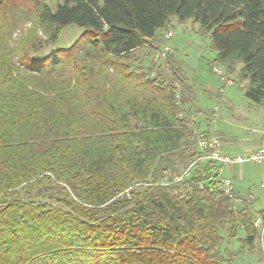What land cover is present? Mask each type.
Returning <instances> with one entry per match:
<instances>
[{
    "label": "trees",
    "instance_id": "16d2710c",
    "mask_svg": "<svg viewBox=\"0 0 264 264\" xmlns=\"http://www.w3.org/2000/svg\"><path fill=\"white\" fill-rule=\"evenodd\" d=\"M187 20L263 103L264 0H0V264H227L223 229L254 245L255 214L197 161L184 70L137 54Z\"/></svg>",
    "mask_w": 264,
    "mask_h": 264
},
{
    "label": "rangeland",
    "instance_id": "374dc122",
    "mask_svg": "<svg viewBox=\"0 0 264 264\" xmlns=\"http://www.w3.org/2000/svg\"><path fill=\"white\" fill-rule=\"evenodd\" d=\"M55 7L57 0H48ZM24 26H30L26 22ZM170 30V27L168 28ZM198 25L191 20L185 22L173 21L171 30L174 35L170 40L174 53L173 63H167L166 57L158 60L160 69L169 78H172V68L180 67L184 70L193 87V110L190 113L198 124L197 132H203L210 136L219 137L222 143L233 142L232 147L240 148L246 139L256 136L254 129L259 114L264 116V102L255 103L245 95L248 81L240 77L241 63H236L234 68L226 65L214 64L223 75L232 80L226 83L221 75L211 67V62L217 59L218 53L213 48L210 37H204L198 33ZM83 28L73 24L64 28L62 35L54 44L44 47L41 53H48L57 47H68L72 45L81 35ZM19 33L17 30L16 34ZM165 36V35H164ZM161 45L158 50L151 46H143L137 50L139 58L145 65L155 59V54L163 47L164 37L161 35ZM156 73L157 68H154ZM223 87V91H219ZM217 108V109H216ZM194 112V113H193ZM261 125V124H260ZM194 126V125H193ZM262 126V125H261ZM197 141V136H196ZM242 171H237L238 190L241 192L239 199L233 203L237 208L248 206L258 220V235L253 246H243L245 238L244 229H240L236 237H230L227 230H222L224 237L221 250L228 249L235 253L227 264H264V164L242 163ZM223 174L226 176L227 173ZM243 173V178L241 177ZM229 177V176H228ZM249 194V195H248ZM252 194V195H251ZM253 196L252 198H250ZM240 250V251H239ZM239 251V253H236ZM229 258L228 255H226Z\"/></svg>",
    "mask_w": 264,
    "mask_h": 264
},
{
    "label": "built area",
    "instance_id": "2783aa9c",
    "mask_svg": "<svg viewBox=\"0 0 264 264\" xmlns=\"http://www.w3.org/2000/svg\"><path fill=\"white\" fill-rule=\"evenodd\" d=\"M174 33L172 30H169L165 34V42L163 47L155 54V59H159L161 57H166L167 54L172 53L173 49L170 44V40L172 39ZM216 72L221 75V78L226 81V83H231L232 80L228 79L225 75H223L222 71L218 67H213ZM219 91H223V87L220 88ZM217 109V108H216ZM197 143L199 150L202 152L201 156L198 157L197 161H213L216 166H218V172L222 184V188L225 194L239 199L235 197V188L234 183L231 178L223 174V169L228 168L237 164L242 163H253V164H264V146L255 148L246 152H238V153H228L223 149L222 140L216 136H210L203 132H198L197 135ZM191 166H189L181 175H175V180H181L185 176L190 173ZM252 198V196L250 197ZM258 220H256V225H258Z\"/></svg>",
    "mask_w": 264,
    "mask_h": 264
},
{
    "label": "crops",
    "instance_id": "0c3cea01",
    "mask_svg": "<svg viewBox=\"0 0 264 264\" xmlns=\"http://www.w3.org/2000/svg\"><path fill=\"white\" fill-rule=\"evenodd\" d=\"M256 119L258 121V123L256 125V127L258 128V130L256 128L254 129V131H257L256 132V136L255 137H252L250 139H246L243 142V146H241L240 148H236V147L234 148V147H232L233 142H226L225 144H223V149H224L225 152L234 154V153H238V152L250 151V150H253L255 148L264 146V116L261 115V114H259V116H257ZM238 168H239V172L242 171V166L240 164H237V165H234V166H231V167L226 168L224 172H226L227 175L229 176V178L232 179V181L234 183L235 192L239 196L240 195L242 196L241 192L237 189L239 185H238V183H236L237 182L236 177H237ZM243 176L244 175L241 172V177L243 178ZM262 185L264 186V182L262 183Z\"/></svg>",
    "mask_w": 264,
    "mask_h": 264
}]
</instances>
